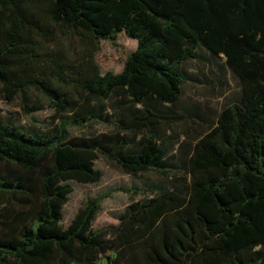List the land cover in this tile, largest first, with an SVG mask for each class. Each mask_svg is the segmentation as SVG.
<instances>
[{
  "label": "trees",
  "instance_id": "16d2710c",
  "mask_svg": "<svg viewBox=\"0 0 264 264\" xmlns=\"http://www.w3.org/2000/svg\"><path fill=\"white\" fill-rule=\"evenodd\" d=\"M121 33L137 48L103 73L100 42ZM200 54L239 94L178 142L183 65ZM0 96L56 113L46 129L0 115V264H264V0H0ZM110 116V132H70ZM175 144L186 171L170 187L116 225L93 227L100 199L63 224L70 181L99 182L98 158L165 176Z\"/></svg>",
  "mask_w": 264,
  "mask_h": 264
},
{
  "label": "rangeland",
  "instance_id": "374dc122",
  "mask_svg": "<svg viewBox=\"0 0 264 264\" xmlns=\"http://www.w3.org/2000/svg\"><path fill=\"white\" fill-rule=\"evenodd\" d=\"M55 38L64 44H69V39L56 33ZM78 49L82 43L76 42ZM137 41L129 38L125 33L118 35L114 40H102L97 52L96 60L102 72H120L125 61L135 49ZM206 54V53H204ZM183 70L188 78L182 85L181 99L174 108L186 115V118L175 122L169 128V133L174 135L178 142H191L200 132L214 125L219 112L229 103L237 100L239 85L227 69L220 66V61L213 60L209 55L200 54L195 60L186 61ZM113 102L109 99L106 102ZM55 111L46 107L32 114H25L18 101L7 102L0 96V115L10 117L18 124L26 128L46 129L55 116ZM112 114L111 111L109 115ZM112 116L105 120L90 122L84 127H70L72 135H94L100 132L113 130ZM180 149L173 145L171 152L172 171L168 175H159L155 172L140 174H127L120 171L114 165L100 157L96 161V167L102 170V179L97 183L83 184L70 181L73 192L64 207L63 224L68 225L80 207L90 200L100 199V211L93 222L95 229H100L119 222L120 215L125 207L133 200L146 199L157 191L158 186H171V178L185 175V168L181 165ZM156 189L154 190L153 187ZM134 191H128V190ZM159 189V188H158ZM105 263V259L101 264Z\"/></svg>",
  "mask_w": 264,
  "mask_h": 264
}]
</instances>
